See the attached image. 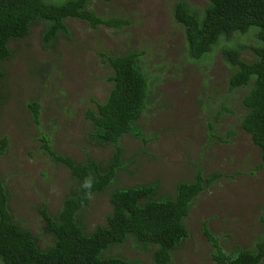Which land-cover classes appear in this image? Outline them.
Listing matches in <instances>:
<instances>
[{
    "label": "rangeland",
    "instance_id": "obj_1",
    "mask_svg": "<svg viewBox=\"0 0 264 264\" xmlns=\"http://www.w3.org/2000/svg\"><path fill=\"white\" fill-rule=\"evenodd\" d=\"M178 1L94 0L92 7L102 19L121 24L93 28L72 19L67 21L71 37L62 36L52 47L43 42V25L35 24L29 37L11 43L0 105V137L8 136L9 147L0 153V178L15 217L35 232L42 247L54 242L46 232L43 205L55 214L77 185L67 169L53 166L43 149V133L50 134L57 152L78 161L91 157L108 163L115 152L113 145L98 146L89 139L83 118L93 101L105 100L110 90L109 67L101 60L104 51H145L142 66L151 91L139 120L143 138L126 135L122 140L125 170L115 188L159 180L161 194L170 195L179 182L195 180L200 170L204 176L222 175L195 200L186 221L190 235L172 252L169 264H215L207 230L225 250L255 249L263 236L261 152L240 126L246 112L244 91L229 90L232 70L222 55L223 48L242 45L244 58L251 61V48L262 43L252 28L231 40L222 38L210 54L195 61L175 18ZM184 1L199 13L207 7L206 0ZM33 101L41 105L39 123L29 108ZM218 113L220 120L209 119ZM110 193L92 198L85 211L89 230L104 225L112 213ZM155 249L129 243L113 253L156 264Z\"/></svg>",
    "mask_w": 264,
    "mask_h": 264
},
{
    "label": "trees",
    "instance_id": "obj_2",
    "mask_svg": "<svg viewBox=\"0 0 264 264\" xmlns=\"http://www.w3.org/2000/svg\"><path fill=\"white\" fill-rule=\"evenodd\" d=\"M58 1L61 0H0V105L4 98L3 82L8 79L4 65L13 52L11 43L29 37L35 24L43 25V42L52 47L62 36L71 37L69 20L77 19L93 28L119 26L122 22L102 19L92 7L94 0H66L60 4L56 3ZM206 1L203 13L184 0L175 5V18L184 28L191 59L201 61L222 38L231 40L236 34L254 30L252 28L262 43L251 48L255 55L251 61L244 58L246 47L242 45L225 47L222 55L232 70L229 90L244 91L242 105L246 112L240 126L260 150L264 166V0ZM144 54L145 51L126 54L104 51L101 54L102 63L109 67L110 90L105 100L93 101L83 118L88 123V137L92 142L115 147L108 163L91 157L78 161L63 155L52 147L50 134L43 133V149L53 166L67 169L70 178L77 182L55 214L49 212L46 205L41 209L46 232L54 241L52 245L42 247L35 232L15 217L9 191L0 178V264H141L139 260L113 253L129 243L146 248L155 246L154 262L169 264L172 252L189 237L186 221L195 200L222 175L204 176L200 170L195 180L179 182L175 193L170 195L161 194L159 180L121 188H115L114 184L119 172L125 170L123 138L131 135L142 139L144 136L139 120L151 99L149 78L142 66ZM161 56L162 53L158 54V58ZM29 108L39 123V101L30 102ZM221 118L218 113L209 119ZM0 144V153H6L8 136L0 137ZM109 190L112 213L104 225L97 224L89 230L85 211L93 197L105 195ZM262 221L264 226V214ZM206 234L214 249L215 264H261L264 261V233L255 249L241 250L237 247L225 250L219 238L208 230Z\"/></svg>",
    "mask_w": 264,
    "mask_h": 264
}]
</instances>
